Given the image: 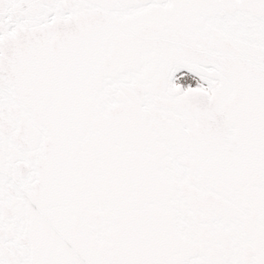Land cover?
I'll list each match as a JSON object with an SVG mask.
<instances>
[{
  "label": "water",
  "instance_id": "1",
  "mask_svg": "<svg viewBox=\"0 0 264 264\" xmlns=\"http://www.w3.org/2000/svg\"><path fill=\"white\" fill-rule=\"evenodd\" d=\"M0 264H264V0H0Z\"/></svg>",
  "mask_w": 264,
  "mask_h": 264
},
{
  "label": "trees",
  "instance_id": "2",
  "mask_svg": "<svg viewBox=\"0 0 264 264\" xmlns=\"http://www.w3.org/2000/svg\"><path fill=\"white\" fill-rule=\"evenodd\" d=\"M177 81L183 83L185 86H201L197 79L187 73H181L177 77Z\"/></svg>",
  "mask_w": 264,
  "mask_h": 264
}]
</instances>
